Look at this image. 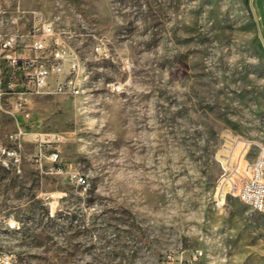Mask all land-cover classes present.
Returning a JSON list of instances; mask_svg holds the SVG:
<instances>
[{
	"label": "rangeland",
	"instance_id": "obj_1",
	"mask_svg": "<svg viewBox=\"0 0 264 264\" xmlns=\"http://www.w3.org/2000/svg\"><path fill=\"white\" fill-rule=\"evenodd\" d=\"M18 6L23 31L64 10L75 33L81 93L34 96L31 123L64 134L83 181L24 141L0 176V264H264V212L221 196L216 157L225 132L264 146V0H0Z\"/></svg>",
	"mask_w": 264,
	"mask_h": 264
},
{
	"label": "built area",
	"instance_id": "obj_2",
	"mask_svg": "<svg viewBox=\"0 0 264 264\" xmlns=\"http://www.w3.org/2000/svg\"><path fill=\"white\" fill-rule=\"evenodd\" d=\"M31 23L25 31L18 21L25 11L0 8V176H18L22 172L24 141L35 142L37 151L32 162L42 172H67L72 180L83 181L73 173L72 165L60 162L59 146L65 141L62 132L33 131L31 101L36 95L81 93L84 65L78 49L71 43L70 23L64 10L52 18L41 10L30 11ZM101 46L96 47L100 52ZM6 117H11L14 130L6 138L3 131ZM22 117V120L19 119ZM216 152L223 173L218 188L225 192L237 190L241 200L255 210H264V146L259 141L225 132ZM256 156L251 160L252 150ZM225 192H224V191ZM223 198H221V201ZM178 264H197L199 249L191 256L176 257Z\"/></svg>",
	"mask_w": 264,
	"mask_h": 264
},
{
	"label": "bare ground",
	"instance_id": "obj_3",
	"mask_svg": "<svg viewBox=\"0 0 264 264\" xmlns=\"http://www.w3.org/2000/svg\"><path fill=\"white\" fill-rule=\"evenodd\" d=\"M74 173V172H73ZM264 212V210H262ZM199 255L202 258V256L204 255V251L202 249H199Z\"/></svg>",
	"mask_w": 264,
	"mask_h": 264
}]
</instances>
